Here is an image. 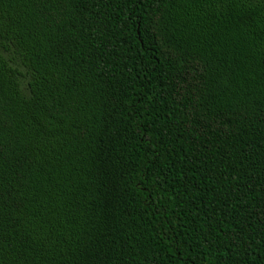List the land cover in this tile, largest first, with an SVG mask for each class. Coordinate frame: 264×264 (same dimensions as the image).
Masks as SVG:
<instances>
[{
    "label": "trees",
    "instance_id": "trees-1",
    "mask_svg": "<svg viewBox=\"0 0 264 264\" xmlns=\"http://www.w3.org/2000/svg\"><path fill=\"white\" fill-rule=\"evenodd\" d=\"M0 264H264V0H0Z\"/></svg>",
    "mask_w": 264,
    "mask_h": 264
}]
</instances>
